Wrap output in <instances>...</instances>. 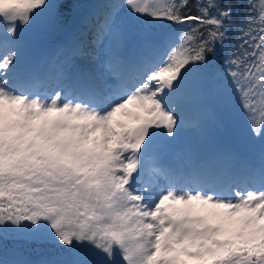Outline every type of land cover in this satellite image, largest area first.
Here are the masks:
<instances>
[{"label": "snow or ice", "instance_id": "obj_1", "mask_svg": "<svg viewBox=\"0 0 264 264\" xmlns=\"http://www.w3.org/2000/svg\"><path fill=\"white\" fill-rule=\"evenodd\" d=\"M247 4L223 66L234 25L220 0L107 4L88 40L99 70H61L49 90L25 32L73 6L0 0V238L59 249L40 264H264V0ZM236 111L260 140L258 165L203 131ZM189 126L202 157L162 163Z\"/></svg>", "mask_w": 264, "mask_h": 264}, {"label": "rangeland", "instance_id": "obj_2", "mask_svg": "<svg viewBox=\"0 0 264 264\" xmlns=\"http://www.w3.org/2000/svg\"><path fill=\"white\" fill-rule=\"evenodd\" d=\"M60 1L61 0H50V2L56 3H59ZM122 2L123 0L87 1L76 12L75 19L72 21L73 23L69 25V27L71 26V30L68 33H64L60 30L59 21L50 20L42 21L39 27L28 29L25 32V36L28 40L27 61L29 71L43 80L45 87L49 90L56 87L60 82L59 74L61 70L68 71L74 77H83L85 75L83 72H77L76 69L96 67L98 71L99 65L97 61L103 54L97 49L95 58H93L91 49L88 47V40L94 24L103 18L106 11L104 6L110 3ZM122 11L123 19L127 20L129 10L125 7ZM52 40H56L54 51L46 52L45 50V53L34 52V50L48 44ZM77 46H80L82 53L84 54L69 57L68 54L70 50ZM109 83H111V80ZM228 127H235L237 133L242 135V138L247 139L248 137H251L258 145H260L259 138L255 137L251 132L242 112L236 111L234 113L233 120ZM228 127L221 126V128H225V130ZM203 131L206 133L209 142L219 140L217 135V123L214 122L211 116L207 117L206 126ZM218 131L220 132V130ZM201 132L202 130L197 127H187L178 143L173 146L169 152L162 156L161 161L167 162L173 168L178 166L182 170L190 169L188 167L190 161L198 162L203 155V153H201V157H197L193 152L195 146L200 142ZM194 138L198 139L195 143V140H190ZM214 148L221 152L232 153L236 159L247 160L254 165H258L257 161L247 159L241 152H239V150L237 152H231L228 148H220L216 146H214ZM250 150L255 152L253 148ZM256 151L259 154V150L257 149Z\"/></svg>", "mask_w": 264, "mask_h": 264}, {"label": "trees", "instance_id": "obj_3", "mask_svg": "<svg viewBox=\"0 0 264 264\" xmlns=\"http://www.w3.org/2000/svg\"><path fill=\"white\" fill-rule=\"evenodd\" d=\"M86 0H61L59 3H69L73 7L69 9H62L63 15L60 17L59 22H68L76 14L77 9ZM223 7H230L232 11V17L230 23L234 27L229 29L227 48L220 51V65L223 66L224 56L228 54V48H234L238 41L239 28L235 27L239 25L242 19L250 12L247 4V0H220ZM191 4H195V0H191ZM196 13V8L192 7V14ZM156 25H167V21H155ZM172 28L177 26L173 25ZM67 246H61L66 248ZM59 249L49 243H29L22 239H13L11 234L6 238H0V264H18L35 263L42 260L51 261L61 259ZM23 262V263H19Z\"/></svg>", "mask_w": 264, "mask_h": 264}]
</instances>
